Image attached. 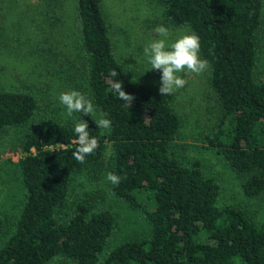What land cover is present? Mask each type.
<instances>
[{"label":"trees","instance_id":"1","mask_svg":"<svg viewBox=\"0 0 264 264\" xmlns=\"http://www.w3.org/2000/svg\"><path fill=\"white\" fill-rule=\"evenodd\" d=\"M165 26L187 28L200 38L208 61V85L220 110L203 140L241 178L243 193H264V79L257 73L264 0H154ZM78 46L64 68L103 118L65 119L44 109L28 90L0 88V136L21 129L23 152L16 167L22 196L12 232L0 245V264H264V222L243 207L218 205L220 184L199 161L173 155L181 118L162 96L125 69L115 55L101 0H76ZM117 77H111V71ZM120 80L134 99L121 100L110 81ZM47 104V105H48ZM81 119L99 147L78 163L74 126ZM110 150V172L121 177L110 191L150 224L148 235L107 246L115 217L106 208H77L57 217L74 177L99 165Z\"/></svg>","mask_w":264,"mask_h":264},{"label":"rangeland","instance_id":"2","mask_svg":"<svg viewBox=\"0 0 264 264\" xmlns=\"http://www.w3.org/2000/svg\"><path fill=\"white\" fill-rule=\"evenodd\" d=\"M107 18L115 55L126 70L140 76L154 95L159 94L161 73L151 70L144 48L152 41L163 39L154 30L168 29L167 43L190 34L189 29L165 26L161 7L154 0H101ZM76 0H0V88L28 90L42 101L44 109L65 119L59 95L71 90L64 84V68L69 65L78 46L76 29ZM258 41L257 73L264 79V13ZM201 58V57H200ZM202 59V58H201ZM187 80L184 88L164 97L181 118L178 138L172 146L173 155L183 163L199 161L202 171L221 186L218 205H238L245 208L258 222H264V193L259 197L246 196L241 178L225 160L203 140L210 134L220 117L215 96L208 85V68L201 74L178 73ZM48 104V105H47ZM96 120L103 118L96 110ZM21 129H12L0 136V245L14 229L20 210L22 187L16 167L23 152L20 147ZM110 150L99 165L77 174L71 184L67 203L57 213L64 219L77 208L93 211L106 208L115 217V227L107 246L148 235L150 224L141 211L130 209L110 191L106 180L110 172ZM49 264H72L58 259Z\"/></svg>","mask_w":264,"mask_h":264},{"label":"clouds","instance_id":"3","mask_svg":"<svg viewBox=\"0 0 264 264\" xmlns=\"http://www.w3.org/2000/svg\"><path fill=\"white\" fill-rule=\"evenodd\" d=\"M154 31L164 38L150 42L143 51L148 63L151 65V70H157L161 73L158 91L162 97H166L176 90L184 88L187 84V80L181 78L178 73L187 71L188 73L201 74L207 70L209 65L207 60L200 58V38L197 34L182 35L175 42L168 44L169 32L166 27L157 26ZM118 75L119 73L115 70L110 72L111 77H117ZM110 84L119 98L131 105L134 97L123 90V83L120 80H115L110 81ZM59 102L66 108L68 117H72L73 113L92 116L96 112L92 101L79 91L71 90L61 93ZM95 124L101 130H108L111 127V121L105 118L98 119ZM74 133L77 137L74 140L77 148L72 156L78 163L83 164L86 157L93 154L99 147V142L96 137L90 136L89 125L84 119L75 124ZM106 180L112 185L118 186L121 177L108 172ZM58 259L60 257H53V261Z\"/></svg>","mask_w":264,"mask_h":264}]
</instances>
